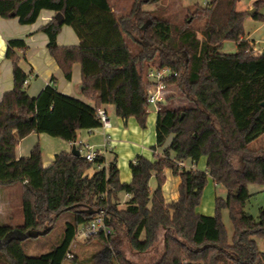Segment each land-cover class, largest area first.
I'll list each match as a JSON object with an SVG mask.
<instances>
[{
	"label": "trees",
	"instance_id": "16d2710c",
	"mask_svg": "<svg viewBox=\"0 0 264 264\" xmlns=\"http://www.w3.org/2000/svg\"><path fill=\"white\" fill-rule=\"evenodd\" d=\"M159 1L132 0L129 12H117L110 0H0V17L18 18L21 25L37 22L42 10L63 15V22L55 18L41 31L48 35L47 49L67 81L74 64L81 65L82 96L88 101L64 95L55 85L30 97L25 88L28 76L19 67L26 43L8 41L6 59L12 61L15 87L0 102V187L23 184V223L0 224V264H64L79 227L93 220L95 214L88 210L92 208L105 209L107 224L114 228L109 237L88 239L113 248V258L97 254L94 264H138L125 257L126 244L137 255H155L142 264H264L258 244V239L264 242V208L257 218L246 212L248 186L264 189V150L250 148L264 135V52H251L256 45L244 29L249 12L237 9L242 0H211L194 5L177 25L143 10ZM254 7L252 18L263 19L259 9L264 0L255 1ZM63 26L73 28L78 46L57 44ZM227 40L237 45L234 54L222 51ZM153 67L177 74L165 84L167 89L175 86L187 106L170 107L173 96L160 103L156 158L137 156L130 163V183L121 181L116 158L105 167L104 155L89 164L82 155L62 151L46 167L42 149L36 146L27 158H17V146L32 134L73 143L78 131L98 129L96 112L106 105L114 106L125 122L135 118L145 128L146 76ZM159 148H164L162 155H156ZM204 157V172L180 166L188 161L198 164ZM96 164L103 168L98 170ZM92 167L96 169L89 176ZM167 169L181 179L179 197L171 203L162 192ZM153 175L157 187L151 192ZM209 178L228 196L216 198L215 215L204 216L197 209ZM122 193L131 195L124 210L118 208ZM224 210L233 224L231 239L222 221ZM67 211L73 213V222L67 224L61 245L28 257L23 242L53 229Z\"/></svg>",
	"mask_w": 264,
	"mask_h": 264
},
{
	"label": "rangeland",
	"instance_id": "374dc122",
	"mask_svg": "<svg viewBox=\"0 0 264 264\" xmlns=\"http://www.w3.org/2000/svg\"><path fill=\"white\" fill-rule=\"evenodd\" d=\"M257 0H242L237 6V9L239 11L248 12L251 9H254V2ZM111 4L113 5L115 11L120 12L124 11L126 9L127 12H129L132 0H110ZM200 4L203 5V0H160L158 3H152V5H144L143 10L148 12L149 14L158 16L160 18L169 19L171 22L181 25L184 23V21L189 17V12L194 9V5ZM260 14L263 16V19L261 20H255L251 16H249L245 22H244V29L246 32V37H250L251 40L255 41V45L259 51L264 50V7L259 9ZM255 47V48H256ZM255 48L252 49V53L255 55H259L260 53L255 51ZM222 51L227 54H234L237 51V45L234 41L227 40L223 43ZM166 97L165 99L169 98L170 96H173V98L170 100V107L175 108H182L187 106V100H185L179 93V91L176 89L175 86H170V88L167 89L165 93ZM114 106L112 105H106L105 111L109 113L110 118L115 122L117 119V115L113 112ZM147 112H149L146 127L141 128L138 124L137 120L135 118H131L129 120L132 121L133 124H128L129 120L125 122L123 119L122 121V127H130L134 131L133 126L138 128V133L135 134L132 137H129L128 135L125 136V138L119 139L118 141H122V143L126 144H134L138 147H145L144 152L136 153V156L142 155L145 158L149 160H155V152L153 150V147L156 145V115L157 110L153 106L147 107ZM99 129V128H98ZM44 138H48L49 140L52 137H49L48 135H44ZM99 138V136H97ZM56 142L54 147H58V151L61 152L65 147L68 148L65 140L62 138H56L51 139ZM102 142V138H100ZM171 141V138L168 139L166 143V147L169 146ZM89 145H92L90 143ZM64 146V148L62 147ZM97 146V145H96ZM62 148V149H61ZM251 149H261L264 148V136H261L255 142L252 143ZM164 148H159L158 153L156 155H162ZM131 152V149L129 146H125L123 148H120L119 150L114 151L113 154L107 153V165H110V161H113L115 157H117L119 170H120V177L125 182V173H127L128 176L131 177V171H130V165L129 163L131 161L128 160L129 153ZM171 157H174V154H171ZM237 165L241 167V162L239 160L236 161ZM206 163L207 159L206 157L202 158V160L198 163V170L201 172L206 171ZM109 166H107L108 168ZM166 176L165 184L162 187V192L164 193V197L168 203H171L175 201L178 196V188L181 182V179L179 176L173 175L171 170L167 169L164 172ZM132 179V177H131ZM122 181V182H123ZM123 182V183H124ZM17 188L13 190L9 195H4L6 197L5 203H10V210L11 213L15 217V221L19 220L21 218L20 222H13L17 223V225H22L23 223V212L22 208L21 210H17L19 197L21 196L22 187L20 185L16 186ZM157 187V178L153 175V178L150 182V188L151 192H154ZM7 189V188H3ZM248 190L251 194V198L247 203L246 212L252 216L253 218H257L260 212V209L264 208V189L262 186L253 184L248 186ZM202 200L201 204L198 206L199 208L198 213L201 215H208L213 216L215 215L216 207H215V200L216 198H226L228 196V191L225 190L222 186H217L214 184L213 180L209 178L208 183L203 190ZM121 200L118 199V208L120 210H124L126 207V193L121 194ZM0 210H4L3 207L0 205ZM2 216H4L6 211H1ZM222 221L226 225L229 238L233 236L234 229L233 224L230 221L229 218V212L228 210H224L222 213ZM73 222V213L70 211L64 212L60 215V217L56 220L53 229L51 230H45V232L42 233V235L36 237V238H29L23 242L26 255L29 257H37L44 255L47 252L52 251L59 245H61V241L64 237L66 226L68 223ZM82 239L80 237H76L75 241L73 242V245L70 249V253L73 255L74 260L66 259L64 264H94L92 262V258L94 255L101 254V256L104 259H110L113 258L112 255V246L106 245L103 242H100L98 239H94L93 241H81ZM258 244L260 247V250L264 251V242L262 240L258 239ZM158 249L160 252L163 249L162 244H158ZM125 257H129L132 261L142 264V263H149L152 262L156 257L153 253H147L137 255L130 251L128 245L123 248ZM78 261L77 263L74 261Z\"/></svg>",
	"mask_w": 264,
	"mask_h": 264
},
{
	"label": "crops",
	"instance_id": "0c3cea01",
	"mask_svg": "<svg viewBox=\"0 0 264 264\" xmlns=\"http://www.w3.org/2000/svg\"><path fill=\"white\" fill-rule=\"evenodd\" d=\"M56 13L49 11V10H42L38 16L37 22L32 25H21L18 18L12 19H2L0 17V102L3 100V97L6 93L12 91L15 87L14 78H13V66L12 61L6 59V53L8 48V41L14 39H22L25 41L27 49L24 53H21V60L19 63V67L27 74L28 79L26 80L25 88L27 93L32 98H37L41 92L49 85H55L59 92L64 95L70 96L72 98L76 97L79 98L86 103H88L87 99L82 96V94L77 93V87L79 84H82V77H81V65L74 64L72 79L71 81H67L64 77L63 71L60 66L56 63L53 57L50 55L49 50L47 49L49 43V37L47 34L41 31V28L48 25L55 19ZM249 40L250 37H247ZM255 42V41H254ZM57 44L60 47H76L80 44V39L78 35L74 32L73 28L69 26H63L61 28L60 34L57 38ZM255 51L261 52L255 48ZM105 109V107H104ZM115 112V107L113 109ZM157 117V115H156ZM117 120L114 122L112 119V127L107 130V134L110 136V142L107 146V153H111L114 155L115 150H119L125 146H129L131 152L129 153V161H134L136 153L144 152L145 147H138L134 144H126L122 143V141H118L119 139L125 138V136L132 137L138 133L136 127L133 126L134 131L130 127H122V121L117 116ZM133 124L131 120H129L128 124ZM156 133V132H155ZM44 135L48 134H32L26 139L22 140L19 145L17 146V158H27L31 152L34 150L36 146L41 147L43 152V163L46 167L52 165L54 158L60 152L58 151V147L55 148L56 142L51 139H56L52 137L50 140L48 138H44ZM103 135L104 131L102 129H94V130H80L77 132V140H82L83 142L92 145H97L98 147L102 146L103 144ZM99 136V138H97ZM264 136V135H263ZM59 138V137H58ZM57 138V139H58ZM102 138V142L100 140ZM68 148L62 146L64 149L63 151L71 152L75 146L72 143L65 141ZM156 142V141H155ZM78 150H80L79 146H76ZM62 149V148H61ZM264 150V148H261ZM62 152V151H61ZM105 154V160L107 161L106 157L108 154ZM158 150L156 151V154ZM116 161H117V157ZM111 163L113 161H110ZM130 162V163H131ZM110 163V164H111ZM129 163V165H130ZM107 163L105 167L107 168ZM117 166L118 161H117ZM96 168H91L88 171V175L92 176ZM198 169V166H197ZM131 171V170H130ZM120 172V170H119ZM128 172L125 173V183H130L132 181L131 177L127 175ZM121 181H123L121 179ZM124 182V181H123ZM17 185L22 187L23 191V184H15L11 185L10 187H0V205L3 207L4 210L9 213H6L4 216L0 215V224L3 225H10V226H18L17 223L13 222H20L19 220L15 221L14 215L11 213L10 210V203H5L6 197L4 195H9L13 190H15ZM7 188V189H3ZM18 189V188H17ZM121 194L119 195V199L121 200ZM128 198L126 203L131 199V195L126 194ZM179 197V196H178ZM18 207L17 210H21V204L23 200L22 192L21 196L18 198ZM178 199V198H177ZM176 199V200H177ZM198 212V210H197Z\"/></svg>",
	"mask_w": 264,
	"mask_h": 264
},
{
	"label": "built area",
	"instance_id": "2783aa9c",
	"mask_svg": "<svg viewBox=\"0 0 264 264\" xmlns=\"http://www.w3.org/2000/svg\"><path fill=\"white\" fill-rule=\"evenodd\" d=\"M211 0H203V5H207ZM171 69L168 68H158L153 67L147 73L146 80L148 81L147 92H148V105L153 106L158 111L160 109V103L165 102V93L167 91V86L165 81L170 79L172 76H176ZM97 116L100 123V129L104 131L103 144L98 147L96 145H89L82 140H75L72 143L73 146H79L81 155L84 157L85 161L89 164H95V159L97 155H105L107 153V146L110 142V136L107 134V130L112 127V120L109 113L105 111L104 108L97 110ZM92 131V130H91ZM180 166L186 171L197 170L198 164L195 162L188 161L186 163H180ZM98 170L102 169V165L96 164ZM91 214L96 211L93 220L86 225H81L77 231V236L80 237L81 241H86L93 236L100 234L109 237L114 234V228L107 224L109 216L107 211L103 208L99 209H88ZM68 259H72L73 255L71 253L67 254Z\"/></svg>",
	"mask_w": 264,
	"mask_h": 264
},
{
	"label": "water",
	"instance_id": "95a60500",
	"mask_svg": "<svg viewBox=\"0 0 264 264\" xmlns=\"http://www.w3.org/2000/svg\"><path fill=\"white\" fill-rule=\"evenodd\" d=\"M249 13V15L252 17L253 15H254V13H256V9H251V10H249L248 11ZM55 18H56V20L59 22V23H61V22H63L64 21V17H63V15L61 14V13H56V15H55ZM83 85L82 84H79L78 85V87H77V93L78 94H82L83 93ZM261 106L262 107H264V103H262L261 104ZM72 152V154L75 156H80L81 155V152L77 149V147L75 146L74 148H73V150L71 151ZM96 211H94V213H95Z\"/></svg>",
	"mask_w": 264,
	"mask_h": 264
}]
</instances>
